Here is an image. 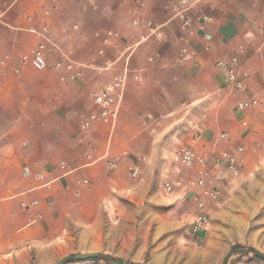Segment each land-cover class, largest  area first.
<instances>
[{
    "label": "crops",
    "instance_id": "crops-1",
    "mask_svg": "<svg viewBox=\"0 0 264 264\" xmlns=\"http://www.w3.org/2000/svg\"><path fill=\"white\" fill-rule=\"evenodd\" d=\"M138 1L0 0V264L113 255L126 245V210L129 221L140 215L136 255L149 248L151 263L172 249L166 241L157 245V237L171 238L178 224H187L178 240L195 245L204 238L191 262H221L238 244L227 264H264L245 249L264 253V148L257 145L264 109L236 108L243 98L264 101V0H193L186 30L171 11L177 0H140L141 8ZM148 24L159 26L163 39L146 37ZM44 27L78 66L74 81L59 80L66 72L54 67V52L43 70L20 64L40 42L29 29ZM110 31L115 36L105 44ZM182 47L192 57L179 62ZM238 48L234 68L248 74L244 91L224 83ZM124 72L115 121L81 129L99 111L94 94ZM182 145L210 158L202 167L178 169L173 154ZM238 146L245 151L232 177L213 158ZM206 169L219 199L208 203V232L194 236L188 227L198 189L167 192L165 185L179 176L195 181ZM183 254L189 261L192 252Z\"/></svg>",
    "mask_w": 264,
    "mask_h": 264
},
{
    "label": "built area",
    "instance_id": "built-area-1",
    "mask_svg": "<svg viewBox=\"0 0 264 264\" xmlns=\"http://www.w3.org/2000/svg\"><path fill=\"white\" fill-rule=\"evenodd\" d=\"M92 2V0H90ZM139 8L142 7V2L139 0L137 2ZM196 8V3L193 0H177L175 5L171 6V11L174 17L178 18L181 22V28L186 30L191 25L190 13ZM202 20L204 22H209L211 19L203 15ZM137 20L132 21V25H135ZM47 28L35 29L30 28L29 32L34 34L40 39L39 44L31 51L28 55H23L20 57L19 62L22 65H28L36 70H43L47 67V56L50 53H56L57 57L53 63L56 69H64L66 75H61L59 80L61 82H71L80 76V71L78 66H76L71 60L68 59L66 55L61 53L60 49L54 45L48 38ZM115 36L114 32H108L107 37L104 40L105 44H109L111 39ZM153 36L156 39H163V34L160 31L159 26H154L148 24L146 37ZM146 37L142 38L145 39ZM242 53V48H238L236 55L230 59L232 67L228 68L224 83L237 91H244L247 88L248 74L243 71H238L236 68L238 66L237 56ZM192 54L188 52L187 48L182 47L179 52L178 61L184 62L189 60ZM217 66L220 68L225 67L223 61H219ZM236 67V68H234ZM133 79L135 81H140L139 75H134ZM127 84V73L124 72L118 76H115L111 82H109L104 89L96 92L93 96V102L98 108V113L89 115L84 118L81 124V129H87L91 123L108 122L113 123L117 117V112L119 108L120 96ZM119 92V95L116 94ZM254 107H260L264 109V101L255 99L243 98L236 103V108L240 111H245L252 109ZM228 134H220V138H227ZM259 147L264 148V136L257 143ZM244 147L238 146L229 152H222L217 154L213 158L214 165H223L225 170H227L232 177H237L241 171V161L240 156L244 153ZM210 158V154L207 151L198 152L192 147L179 146L173 154V162L178 169L180 168H194L202 167L206 164L207 160ZM110 168H114L115 164H109ZM137 170L132 171V175H136ZM209 172L206 169L203 172L202 177L192 181L191 179L184 178L183 176L177 177L172 182H167L165 185V190L167 192H172L175 188L189 190L192 186L198 189L197 192L192 194V205L193 214L191 217V222L188 227V233L191 235H198L207 229L210 223V212L208 203L217 204L219 199V191L213 187L207 180ZM84 184L87 181H83ZM186 191L183 192V194ZM35 205V202L33 203Z\"/></svg>",
    "mask_w": 264,
    "mask_h": 264
},
{
    "label": "rangeland",
    "instance_id": "rangeland-1",
    "mask_svg": "<svg viewBox=\"0 0 264 264\" xmlns=\"http://www.w3.org/2000/svg\"><path fill=\"white\" fill-rule=\"evenodd\" d=\"M255 142V141H254ZM162 209V210H161ZM157 211H164L163 208H157ZM166 212V211H165ZM165 212H161L160 214H164ZM167 214V212H166ZM131 214L128 210H126L125 212V228H126V245L124 246L123 249H118V248H114L113 249V255H108L110 257H112L113 259H115L116 261H122V263L124 264H132L135 263L133 262L134 260H138V256L137 251H138V238H136V231L138 230V228L142 225V223L138 222V219L140 217V215H136L135 216V220L136 222H132L129 221L131 219ZM178 228L176 229L175 232H173L174 234H172V237H170V233L167 232H162V234H160L157 237V245H160L162 241H166L165 245L167 246V248H172L171 250H169V254H162L160 255L158 253L157 258H156V262L157 263H161V264H203V263H197V262H191V259L193 257H196V252L201 250V248H203L204 245V238H201L199 240H197L198 242L194 245V244H187L184 243L179 239V237H181V234H183V230L186 228V225H179L178 224ZM131 228V229H130ZM135 230V232H133L132 230ZM150 229L147 227V231L146 233L148 234V231ZM208 232V229L205 231ZM159 234V233H158ZM152 241V238L150 239ZM163 247L160 249H157L158 252L164 250L165 246L162 245ZM158 248V247H157ZM179 248L182 251H179ZM149 249V248H148ZM147 249L146 253L143 255H140V261L136 264H154L151 263L149 260V250ZM174 250L176 252V254H171V251ZM183 250H187L192 252V254H189V261L186 260V255L183 254ZM177 252L181 253L178 254ZM195 252V253H194ZM229 260V259H228ZM79 262L81 261H72L68 264H80ZM93 262H99L100 264H109L108 262H106L105 260H94ZM228 262V261H227ZM82 263V262H81ZM85 263V262H83ZM204 264H221L220 261L218 262H214V261H210L208 263H204Z\"/></svg>",
    "mask_w": 264,
    "mask_h": 264
},
{
    "label": "water",
    "instance_id": "water-1",
    "mask_svg": "<svg viewBox=\"0 0 264 264\" xmlns=\"http://www.w3.org/2000/svg\"><path fill=\"white\" fill-rule=\"evenodd\" d=\"M238 246V244L231 245L228 249V251L225 253V255L222 258L221 264H227L228 259L234 252V249ZM248 252L252 253L255 255L257 258L261 259L264 261V253L261 251L257 250L256 248L253 247H247L245 248ZM103 259L109 264H124V263H119L112 257L103 254V253H87V254H82V253H72L64 256L54 264H67L69 261H80V260H90V259Z\"/></svg>",
    "mask_w": 264,
    "mask_h": 264
},
{
    "label": "trees",
    "instance_id": "trees-1",
    "mask_svg": "<svg viewBox=\"0 0 264 264\" xmlns=\"http://www.w3.org/2000/svg\"><path fill=\"white\" fill-rule=\"evenodd\" d=\"M91 260H100L99 258L98 259H91ZM103 260V259H102ZM70 262H72V261H69V262H67V264L68 263H70ZM119 263H122L121 261H118Z\"/></svg>",
    "mask_w": 264,
    "mask_h": 264
}]
</instances>
